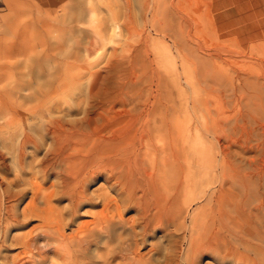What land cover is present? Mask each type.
<instances>
[{
	"label": "rangeland",
	"instance_id": "obj_1",
	"mask_svg": "<svg viewBox=\"0 0 264 264\" xmlns=\"http://www.w3.org/2000/svg\"><path fill=\"white\" fill-rule=\"evenodd\" d=\"M2 2L0 264H21V240L29 231L39 244L31 248L26 257L41 253L47 264H71L61 260V255L65 257L61 250L50 256L53 249L44 247L45 241L40 237L46 232V194L50 191L60 194L58 178L66 177L62 168L46 171L43 167L54 149L53 138L46 134L47 125L52 120L71 127L79 124L83 139L94 136L98 141L111 140L112 143H118L133 133L136 139H140L150 131L152 143L158 146L160 141L157 138L163 132H152L154 124L188 122L192 129L201 128L200 136L205 140L203 149L210 153L208 166H212L216 159L214 154L219 150L230 153L232 160L235 159L233 164L243 165V173L252 175L247 181L264 188V0ZM53 87H57L58 93L46 95ZM184 107H187V113ZM65 109L84 114L70 115L64 112ZM86 113L91 117L89 124ZM105 121L111 125H106ZM201 121L205 126L200 124ZM93 129L99 130L95 133ZM174 131L172 128L171 132ZM24 135L33 142L27 143L20 154L18 148ZM88 148L90 145H84L82 149ZM141 151L134 156L140 162L139 166H149L154 161L151 159L160 155L145 149ZM85 166V176L81 174L84 170L81 166L78 177H73L75 181L67 177L72 181L69 186H77L75 189L85 186L81 189L88 196L75 207L77 218L76 214L74 218H67V194L57 197L54 193L53 200L51 197L53 214L62 220L64 227L61 230L63 228L67 237L75 235L74 231L83 222L91 221L99 212L102 205L95 196L100 194L118 200L120 191L109 179V168L93 173L95 176L92 174L87 178L90 181L86 182L91 168L88 169V164ZM134 168L132 164L131 169ZM157 169L161 173L166 171L159 164ZM176 172L174 176L182 186L178 204L171 201L164 204L163 210L169 209L167 211L173 213L180 209L178 217L181 221L175 214L170 215L172 220L167 222L166 228L149 231L143 244L141 238H137L136 247L139 249L136 251L142 257L141 263L148 264L152 258L155 263L159 261L156 264H244L239 258L237 261L224 258L219 251L209 247L207 243L212 231L190 226L194 217L207 227L206 216L202 215L204 203L188 200L183 204L188 180L195 175L186 173L181 176V171ZM80 176L84 177L85 183ZM76 180L80 183L76 184ZM218 185H215L216 189ZM166 186L165 183L158 184L159 195L171 197L173 192L166 191ZM33 206L43 210L42 218L33 214L23 217V210ZM135 206L123 207L121 212L125 220L135 222L133 225L138 232L141 214ZM7 214L15 217L14 220L3 221ZM48 221V224L53 223ZM193 228L201 230L207 248L194 254L189 251L188 234ZM236 239L227 237L228 247L237 248ZM244 239L259 244L253 236ZM249 255L255 264L259 263L253 254ZM117 260L111 264H122L119 258Z\"/></svg>",
	"mask_w": 264,
	"mask_h": 264
},
{
	"label": "bare ground",
	"instance_id": "obj_2",
	"mask_svg": "<svg viewBox=\"0 0 264 264\" xmlns=\"http://www.w3.org/2000/svg\"><path fill=\"white\" fill-rule=\"evenodd\" d=\"M56 89L57 87L48 89L46 95H56L58 93L56 92ZM18 98L20 97L18 96ZM169 107L172 109V106ZM186 109L187 107L184 109L185 112ZM64 112L70 115L79 113L82 114L81 111L75 109H65ZM85 115H87V113ZM90 118L91 117L87 115V124L90 123ZM174 118L175 116L173 119ZM117 119L115 121H117ZM173 119L171 118V120ZM82 120L81 122H83ZM107 120L110 119L107 118ZM192 121L193 120H191V122ZM117 122L115 123L117 124ZM201 122L202 123L200 124L205 126V122ZM83 124H85V122ZM105 124L109 125L110 123L105 121ZM47 126L46 134H49L53 138L54 149L51 151V158L46 160L43 167L46 171L62 168V171L65 172L66 177L61 176V180L59 178L58 180L60 181V194L64 193L65 195H68L69 211L67 215L69 217L67 218H70L71 216L74 218V214L77 213V211H75V207L80 204V201L83 202L85 200V196H87L84 195L86 193L83 192L85 186L82 184L81 188L83 189H75L77 186H75V188L73 186H69V182L72 184L75 176L77 175L76 177H78V172L80 173L79 168L81 166H83L81 169H84L87 167L85 164H88V169L91 168L87 172V175L89 176L86 177V182L88 181L87 178H90L93 173H99V171L109 168V179L118 186L116 189H119L118 191H120L118 194V200L109 199V197L107 198L105 195H94L97 197V201H99L102 205L101 209L99 212H97V214L95 213L92 216L91 221H85L80 225V227L78 226L79 228L74 231L75 235H73V233L68 237L64 235L63 228L61 230V227L63 226L61 225L63 223L62 220L60 217L58 218L53 214L54 208L51 205V197L53 200V194L55 192L50 191L48 194H46V232H43V234L41 233L42 235H40V237H42L45 241L44 247L46 246V248L53 249V253H50V256L52 254V256H55L61 250L65 253V257L63 255L60 256L63 257L61 260L63 262L67 260L71 264H111V262L117 260L118 258L120 261H122V264H143L141 263V255L136 251L139 249L136 247L138 241L137 238H141V243L143 244L144 242L142 241L144 237L148 235L149 231H155L156 228H163L167 225L169 220H172L169 218L170 215L175 214L177 219L181 218L178 217L180 209H176V211L173 213H169L167 211L169 209L167 208V210H163L164 204H167L171 201H173L175 205L178 204L179 194L181 192L182 186L180 183H177V179L174 175L176 171H181V176L182 174L186 175V173H193L195 175L193 176L194 180H188L187 187H184L185 190L187 189V192L183 193L185 194V200L183 201V204H185V202L188 200L191 203L203 202L204 205L202 206V215L206 216L207 221V227H205L204 223L199 224L197 219L192 217L190 220V226L201 229L206 228L207 231H212V241L208 239L209 242L207 244H209L210 248L219 251L222 254V257H231L234 258L235 261H237L239 258L244 264H255L254 260L251 259L249 255L253 254L260 264H264V188H262L261 185H254L247 181V179L251 178L252 175H249V173H243V165L241 166L238 164V166H235V164H233L235 159L232 160L233 155L230 153H224L223 151L219 150L214 154V156L216 155V159L214 160V163L211 164L212 166H208L210 153L204 151L203 149L205 140H203V138L200 136L201 128L198 129L197 127H194L192 129L191 123L189 124L188 122L173 123L172 125L171 123L166 122L160 123V125L154 124L151 128L152 132H163V135L157 138L160 141V145L158 146L152 143V133H150V131L146 134H143L140 139H136L135 134L133 133L132 136L128 135L123 137L118 143H112L111 140H107L106 142L98 141V139L93 138L94 136H90L89 138L86 136L83 139L81 136V132H83V130L80 131L79 124L73 127L69 126L68 124V127L67 124L62 123L61 121L52 120L49 121ZM195 126H197V124H195ZM172 128L175 129L174 132H171ZM93 130L96 133V131L99 129ZM203 132L206 134V131ZM32 142V139L28 135H24L19 144L18 152L22 154L24 146L27 147V143L29 144ZM84 145H90V148L83 150L82 148ZM143 149H145L146 152L152 151L156 156L157 154H160L158 158L155 157V159H151L154 161L150 165L148 164L149 166L147 167L139 166L138 163L140 162L134 157L135 153L142 152L141 150ZM145 154L144 156H146ZM95 159L98 162V166L100 165V167L97 166ZM240 162L241 161L239 160L238 163ZM242 162L244 163V161ZM95 163L96 166L94 167ZM132 164L135 166L134 169H131ZM158 164L162 168L166 169V171L163 173L158 172ZM92 166L94 169H92ZM249 169H251V167H249ZM84 170H81L82 175H84V172H86V170ZM64 172H62V174ZM58 173L59 175L61 174L60 171ZM257 173L260 174V172ZM56 176L58 177V174ZM92 176L95 175L93 174ZM67 177L74 178H71L72 181L69 179V181ZM80 177L82 178V176ZM83 178L81 180H83ZM85 181L83 180L82 182L85 183ZM77 182L78 181L76 180V184L80 183ZM163 183L167 185L166 191L169 190L173 192L171 197L167 195H159L158 184ZM217 183H219V185L216 189L215 185ZM60 194H56L55 196L58 197ZM57 197L55 198L57 199ZM95 197H93V200ZM131 204L134 206L136 205L135 207L140 209L139 214L141 215H139V220L141 221V226L139 227L138 232L135 230V225H133L135 222L131 221L130 223L129 220H125L121 212L124 209L123 207L126 208L129 205L131 206ZM42 212L43 210L41 211L36 206H33L24 209L22 214L23 217H26L25 215L27 214H30V216L33 214L32 216L37 215L38 217L42 218ZM52 217L54 219L52 220L53 223L51 221ZM14 218L15 217H10V215L7 214L3 221H6L7 219L12 221ZM48 218H50L49 221ZM75 218H77V214ZM176 220L173 221L176 223ZM47 221H51L52 224H48ZM171 225L174 226V224ZM67 226L69 225L67 224ZM177 228L180 230V227ZM31 233L32 232L29 231L28 234L24 236L23 240H21V264H47V260L46 262L42 260L43 257L41 253L26 257V255L30 252V249L34 248L38 243L32 237ZM200 233L201 230H196V228L190 229V233L188 232L190 235L189 251L192 254L199 250L202 251L206 248L204 238ZM251 236H253L255 241L259 244H253L244 239V237ZM227 237L237 238L236 242L238 247L234 249L228 247L226 242ZM239 247L240 249H238ZM155 248L157 249V246H155ZM155 259L157 260V258ZM229 260L231 259L229 258ZM148 262V264H156L159 261L157 260L155 263L154 260L150 258Z\"/></svg>",
	"mask_w": 264,
	"mask_h": 264
},
{
	"label": "built area",
	"instance_id": "obj_3",
	"mask_svg": "<svg viewBox=\"0 0 264 264\" xmlns=\"http://www.w3.org/2000/svg\"><path fill=\"white\" fill-rule=\"evenodd\" d=\"M2 5V1L0 0V6Z\"/></svg>",
	"mask_w": 264,
	"mask_h": 264
}]
</instances>
